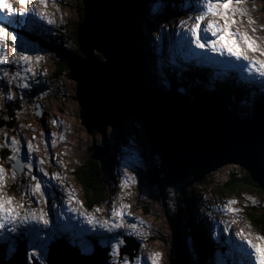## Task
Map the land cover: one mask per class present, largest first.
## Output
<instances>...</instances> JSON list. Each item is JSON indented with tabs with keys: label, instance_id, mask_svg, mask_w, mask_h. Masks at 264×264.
Segmentation results:
<instances>
[{
	"label": "rangeland",
	"instance_id": "rangeland-1",
	"mask_svg": "<svg viewBox=\"0 0 264 264\" xmlns=\"http://www.w3.org/2000/svg\"><path fill=\"white\" fill-rule=\"evenodd\" d=\"M6 2L16 12L23 11L24 5L16 0ZM80 4H83L82 0H56L55 3L48 0L45 6L36 0L27 6L34 9L37 15L26 14L23 17L15 12L9 14L6 9L0 10V27L18 37L16 45L8 38L0 41V48L9 61L0 64V150L6 147L12 156L10 141L18 140V156L25 165L23 172H18L12 166L15 161L7 162L0 154V167L5 174L0 195L13 198V206L19 211L20 217L25 215L26 210H35L38 214L45 213L49 221L46 227L35 221L23 225L17 221L16 232L8 231L12 225H6L5 229L0 230V254L6 252L12 257L18 251V244L24 243L28 248V264H48L53 241H72V247V244L78 243L82 255L94 253L93 243L96 241L101 247L110 248L109 264H153V254H159L156 264H171L178 248L170 220L179 224L176 231L180 237L178 246L182 251H185L184 244L194 249L189 230L183 222L190 205L196 208L193 210L197 211L194 219L199 225L203 224L202 234L206 241L212 243V240L223 237L228 239L225 253H212L207 264H224L223 256L228 257V264H241L248 259L246 254L251 252L244 241L251 240L255 244L257 235L264 236L262 229L246 216L253 207L258 216L264 213V192L243 185L236 193L224 189L228 181L243 178L246 170L237 165L222 164L183 182H164L163 188L159 189L148 182L147 174L157 158L150 154L149 140L140 130L138 121L123 118L120 126L106 128L104 135L98 132L88 134L82 125L81 108L76 96L77 83L70 78V71L60 65L55 52L47 48L54 42V46L60 48L61 45L67 53H79L74 32L80 21ZM234 6L246 15L233 17L236 22L231 24L229 31L246 33L255 42L258 51L249 50L239 36L226 35L225 40H236L249 61H264V55H261L264 52V0H247L244 4ZM202 10L203 0H134L131 3L129 16L133 19L132 38L136 51L144 58L140 62L144 68V78L152 87L150 89L161 90V83L152 81L150 84L152 74H162L160 62H156L155 57L158 54L160 60L161 52L165 57L164 60L162 58L164 63L171 62L174 57L184 61L190 56L187 62H182H192L195 67L203 65L222 75L233 72L241 78L243 85L264 89V78L258 76L255 68L251 73L245 71L248 61L237 60L227 51L223 54L213 52L208 46L216 37L204 29L209 21L222 27L224 20L221 16L208 15L201 21L199 34L207 41L205 43L202 40L204 48H197L195 43L190 42V33L183 35L195 23V18ZM39 14H43L45 19H41ZM48 19L53 23H48ZM249 19L254 23H249ZM181 21L185 23L181 24ZM21 25L27 33L35 29L49 33L53 41L44 37L43 41L48 46L43 47L33 39H24L13 29H19ZM13 47H16L15 56ZM21 53L29 57L28 62H12ZM194 54L198 56H191ZM97 57L103 60L100 55ZM150 63L151 72L145 73ZM5 73L8 75L5 76ZM163 90L164 93L167 91ZM9 94L10 101L7 99ZM11 109L20 110L17 119H10L7 112ZM253 115L248 111L241 114V117L250 119ZM8 128H14V131ZM29 144L33 151L29 150ZM92 147L102 149L103 159L97 162L103 169L105 188L100 205L89 208L76 172L90 158ZM14 171L15 178H12ZM37 182L41 184V190L32 195L30 186ZM229 201L235 203L229 204ZM21 204L24 207H20ZM122 205L127 207L122 208ZM231 208L238 211L231 212ZM114 209L122 212V215L113 216ZM89 217L92 218L91 222ZM113 224L122 227L112 228ZM133 224L136 225L135 229L130 227ZM109 228L112 230L109 231ZM238 233L243 235L238 236ZM58 234L65 235L69 240H62ZM115 237H120L125 243L120 245L119 254L112 255L109 242L115 243ZM127 239L134 241L132 247L138 246V250L133 252L136 256L122 254ZM39 244H44V248L37 247ZM184 255L185 263L193 264L186 258L185 252ZM251 264H255L254 256L251 257Z\"/></svg>",
	"mask_w": 264,
	"mask_h": 264
},
{
	"label": "water",
	"instance_id": "water-1",
	"mask_svg": "<svg viewBox=\"0 0 264 264\" xmlns=\"http://www.w3.org/2000/svg\"><path fill=\"white\" fill-rule=\"evenodd\" d=\"M83 20L78 26L80 56L65 62L77 83L81 122L87 133L104 135L123 118H134L149 140L150 154L157 158L149 169L148 182L163 188L183 182L218 165H237L264 191V110L248 121L201 103L168 102L146 84L129 25L130 0H82ZM100 55L103 60H100ZM102 149L92 147L91 160L103 159ZM23 172L22 168H16ZM176 238V261L186 264L180 245L179 224L170 220ZM123 253L134 256L138 246L126 240ZM96 244V243H95ZM110 248L95 245V252L82 255L63 242L50 246L48 264H109ZM187 261V260H186ZM0 264H28L27 249ZM34 264H39L35 262Z\"/></svg>",
	"mask_w": 264,
	"mask_h": 264
},
{
	"label": "trees",
	"instance_id": "trees-1",
	"mask_svg": "<svg viewBox=\"0 0 264 264\" xmlns=\"http://www.w3.org/2000/svg\"><path fill=\"white\" fill-rule=\"evenodd\" d=\"M134 3V0H130V4ZM81 5V4H80ZM79 5V6H80ZM83 5V4H82ZM78 7L79 13H80V21L78 24H80L83 20V6ZM186 16H184L185 18ZM132 18H129V25L131 29V22ZM79 26V25H78ZM21 28H14V30L17 33H20L23 38H30L33 39L37 43H41L44 46H48L44 43L43 38L47 37L50 41H53V37L49 33H41L39 30L35 29L33 32H25L24 26L21 25ZM61 31V30H60ZM77 31L74 32V37L76 44L79 47V44L77 42ZM56 34H59L56 32ZM41 45V46H42ZM58 46H54V42L51 43V46H48L47 48L51 49L60 59V65L65 69L69 70L65 62L71 59L72 56H79V53L75 52H68L67 50H63V47L60 45V48H57ZM80 49V48H79ZM140 60L143 62L142 54L139 52ZM99 56V55H98ZM165 59L164 56H160V65H161V73L165 77V81L167 84L166 88H162L163 85L160 87L161 90H157L156 93H164L163 89H167V91L163 94H159V97L162 98L164 101H167L170 97L171 98H178L180 100L185 101H193V102H205L209 105L215 106L220 111H226V112H233L234 114L241 116L242 113L248 112L249 108L242 109L243 112H241V99L245 100L244 95H247L246 90H241V85L235 83L234 81H237V78L231 77L230 75L226 76H213L211 73H208L206 69H201V71H198L194 65L190 66H183L178 63L177 60H173L171 62H163ZM162 61V62H161ZM148 73V71L146 70ZM156 72L155 74H152V81L156 83H161L160 81V74L158 76ZM152 84V83H150ZM162 84V83H161ZM216 88V90L209 91L210 88ZM183 91V92H181ZM253 91L256 92L254 97V104L256 110H260L262 107H264V92L262 89H259L257 87H253ZM162 96V97H161ZM248 99H251V96L247 98V101L250 103ZM17 105V102H15ZM17 108V106H15ZM13 107V108H15ZM7 114L10 116L11 120L17 119L20 110L11 109L8 110ZM11 131H14V128H8ZM1 157H4L6 161L8 162L9 156H11V152L8 148L4 147L0 150ZM5 161V162H6ZM12 164V163H11ZM14 164V163H13ZM13 166V165H12ZM76 178L78 179V182L83 187L85 194L87 196V206L89 208L95 207L97 205H100L102 202L103 197V191L105 188V180L103 175V169L99 162L91 160L90 158L86 162V164L77 170L76 172ZM197 178V177H195ZM168 180L165 178L164 182H167ZM163 182V184H164ZM241 185L244 187L250 186L258 188V190L264 192L256 182H254L251 179V176L248 172H245V175L243 178H240L239 180H231L228 181L224 185V189L230 191L231 193L238 192L241 188ZM182 199L184 201L185 196H182ZM196 207V205H195ZM253 209L250 212L246 213V216L248 219L255 224L256 227H260L262 231L264 232V213L260 214L258 216L257 211H254V207L250 208ZM196 208H192L189 205L188 212L185 213V220L184 226L189 230V234L191 237V244L194 245V250L192 247L187 248L184 244L185 253L190 259L191 263L193 264H199L204 261V263H207L209 258L212 256V253H216L217 249L215 245L212 243H209V240H205L203 238V234L201 231H203V228L201 225H199L196 222V218L194 219V215H196L197 211ZM201 230V231H200ZM197 246V248H195ZM212 247V248H211ZM227 262V259H225ZM171 264H178L176 261V257L172 258Z\"/></svg>",
	"mask_w": 264,
	"mask_h": 264
},
{
	"label": "snow or ice",
	"instance_id": "snow-or-ice-1",
	"mask_svg": "<svg viewBox=\"0 0 264 264\" xmlns=\"http://www.w3.org/2000/svg\"><path fill=\"white\" fill-rule=\"evenodd\" d=\"M17 3H20L24 5L23 11L16 12V10L11 6L10 3L6 2V0H0V10L6 9L9 14L16 13L18 16H25L26 14L31 15H37V13L34 12V9L31 7H28L30 3L36 2V0H16ZM39 2L45 6H47L48 0H39ZM53 3L56 2V0H52ZM247 0H203V9L201 11V14L195 18V23L188 28L187 32L184 33V36H187L188 33L191 34L192 40L191 43H195V46L197 48H204L206 38L202 37L199 34L200 30V24L201 21L205 19L208 15H218L221 16V18L224 20L223 26L214 24L213 22L209 21L207 24V28L204 29L205 32H211V35L216 37V40L212 41L208 46L211 48L213 52H219L223 54L225 51L228 52V54L232 57H235L237 60H245L248 61V65L245 67V71H248L251 73L252 69L255 68L256 73L259 77L264 78V61L255 60V61H249V58L247 55H244L242 51L239 49L238 44L236 40H225V36H239L241 40H243L244 44L247 46V48L251 51H258V47L255 46V42L246 34L241 33H233L229 31V28L231 24L235 23L236 21L233 19L236 15L244 16L246 13L241 10L239 7H235L234 5H241L246 3ZM218 9L220 11H218ZM41 19H45V16L43 14H39ZM48 23H53L51 19H48ZM181 24H184V21L180 22ZM249 23H254L251 19H249ZM219 33V35H218ZM179 35V34H178ZM5 38H8L11 40L13 45H16L18 42V37L10 32H8L5 28L0 27V41H3ZM202 40H205V43H202ZM220 41H225L224 43H220ZM13 54L15 56L16 54V47H13ZM261 55H264V52L261 53ZM20 60L24 61L25 63L28 62L29 57L25 56L21 53V55L18 57L16 61L12 62H19ZM7 56L2 48H0V64L8 63ZM258 65V67H256ZM244 67V66H242ZM5 76L8 75V73L4 74ZM10 82V81H9ZM24 87H28V85H23ZM7 99L11 100V95L9 94ZM53 123H56V121H53ZM11 151L13 153L12 156L7 157L10 161H15L13 164V168H23L25 165L21 163L18 153H19V141L18 140H11L10 141ZM6 146L7 143H6ZM29 150L33 151L32 145H28ZM29 168L31 165H27ZM45 175H47L45 173ZM12 178H15V171L13 172ZM35 179V177H33ZM5 180V174L4 169L0 167V187H3ZM41 190V184L37 182L35 185L30 186V191L32 195H35L36 192H39ZM235 201H229V204H234ZM7 205V207H6ZM20 207H24L23 204L20 205ZM123 207H127L126 205H122ZM231 212H237L238 210L235 208L229 209ZM113 216H121L122 212L113 210L112 213ZM89 222H91L92 218L89 217ZM19 221L21 225L28 224L33 221H35L37 224H43L45 227L48 226L49 221L46 218V214L43 212H40L39 214L35 211H27L25 212V215L23 217H20L19 211L16 207L13 206V198L0 195V230L5 229L6 225H12L8 229V231L16 232V222ZM107 223V222H106ZM122 225L120 224H113L112 228H120ZM133 229H135L136 225H130ZM112 228H109L108 230L111 231ZM238 236L243 235L242 233H238ZM115 243L109 242V247L112 249V255L119 254V248L120 245L124 244L125 241L121 239L120 237H115ZM257 243L253 244L251 240L244 241L248 248L251 249L250 253H247L248 259L245 261H242L241 264H251V257H255V264H264V236H256ZM37 247L43 249L44 244H39ZM159 254H153V264H156V259L158 258Z\"/></svg>",
	"mask_w": 264,
	"mask_h": 264
},
{
	"label": "bare ground",
	"instance_id": "bare-ground-1",
	"mask_svg": "<svg viewBox=\"0 0 264 264\" xmlns=\"http://www.w3.org/2000/svg\"><path fill=\"white\" fill-rule=\"evenodd\" d=\"M203 28V27H202ZM201 33H204V31L203 30H201L200 31ZM208 36H210V35H208ZM134 48H135V44H134ZM135 51H136V49H135ZM136 54H137V57H138V59H139V61H140V56H139V54H138V52L136 51ZM141 63V62H140ZM141 66H142V68H143V65H142V63L140 64ZM152 68V63H150V65L147 67V71H148V73H150L151 71L149 70V69H151ZM143 71H144V68H143ZM148 86H149V84H148ZM170 99H172L171 97H170ZM108 128V127H107ZM176 239V238H175ZM122 254H123V252H122ZM134 256H136L135 254H134ZM190 261V260H189Z\"/></svg>",
	"mask_w": 264,
	"mask_h": 264
}]
</instances>
